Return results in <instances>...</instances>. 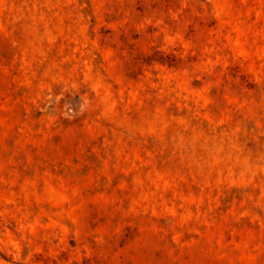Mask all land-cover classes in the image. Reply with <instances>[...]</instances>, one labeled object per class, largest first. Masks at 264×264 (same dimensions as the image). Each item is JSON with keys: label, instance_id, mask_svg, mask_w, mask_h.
<instances>
[{"label": "rangeland", "instance_id": "obj_1", "mask_svg": "<svg viewBox=\"0 0 264 264\" xmlns=\"http://www.w3.org/2000/svg\"><path fill=\"white\" fill-rule=\"evenodd\" d=\"M0 264H264V0H0Z\"/></svg>", "mask_w": 264, "mask_h": 264}]
</instances>
